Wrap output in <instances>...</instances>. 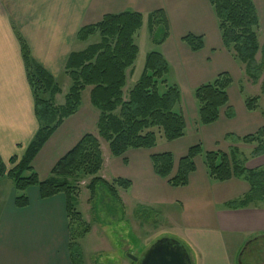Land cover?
<instances>
[{"label": "crops", "instance_id": "obj_1", "mask_svg": "<svg viewBox=\"0 0 264 264\" xmlns=\"http://www.w3.org/2000/svg\"><path fill=\"white\" fill-rule=\"evenodd\" d=\"M252 2L258 24L261 19L264 22V0ZM159 9L166 19L167 34L160 44L152 43L154 50L168 62V75L179 87V107L183 90L192 91L226 72L231 79L226 89L228 109L221 108L215 122L196 125L197 110L191 94L189 130L181 110L185 121L182 137L165 140L162 145L156 141L149 149L129 148L121 156H112L100 141L102 164L95 176L109 184L117 178L129 182L126 189L114 186L117 195L114 201L122 209L112 216L115 226L124 225L126 220L131 227L143 226L146 234L150 233L148 243L158 235L175 238L186 248L192 264H237L238 252L245 241L264 233V199L241 208L227 207L228 202L245 196L249 185L242 178L213 180L201 155L194 158L195 169L188 174L187 184L180 187L158 176L150 160L152 154L170 153L172 176L188 148L200 143L203 151L228 152L234 148L245 167H264V154L251 157L254 144L241 142L243 136L264 128V107L259 109L257 101L254 110H247L245 99H239L241 90L236 92L239 100L235 108L230 99L232 74L237 73L259 92L261 79L256 84L250 83L243 66L223 47L208 0H0V156L6 166L10 157H22L37 130L19 36L35 63L55 81L64 73L68 54L87 46L83 44L85 41L75 39L80 27L95 24L104 15L124 11L140 13L143 25L148 15ZM187 34L202 37L199 50L192 51L182 41ZM255 56L259 61L260 54ZM127 72L132 73V69ZM68 88L59 87L53 96L56 105L64 102ZM58 96H63L60 103L56 102ZM256 96L259 100L260 96ZM96 121V110L81 103L72 115L63 119L31 160L40 180L49 176L55 162L85 133H95ZM66 179L80 188L82 183L87 186L92 176ZM23 193L28 205L15 206L12 180L6 175L0 178V264H73L68 249L64 194L42 199L36 186L28 187ZM87 198L91 201L90 194ZM117 261L131 264L121 256Z\"/></svg>", "mask_w": 264, "mask_h": 264}, {"label": "trees", "instance_id": "obj_2", "mask_svg": "<svg viewBox=\"0 0 264 264\" xmlns=\"http://www.w3.org/2000/svg\"><path fill=\"white\" fill-rule=\"evenodd\" d=\"M214 13L223 47L243 66L244 74L252 84L260 81V93L264 94V43L259 44L257 36L258 17L252 0H208ZM148 29L163 23L167 34L163 10L148 15ZM142 26V15L124 11L107 14L95 24L80 27L75 35L77 41H86L98 34L100 40L87 45L83 50L70 52L64 63V74L71 83L64 95V102L56 105L53 100L59 87L46 71L31 58L27 45L19 36L21 56L25 65L27 81L33 96L34 114L37 130L25 147L20 158L12 156L7 168L0 156V178L8 176L16 191L14 204L17 207L28 205L23 193L28 187L36 186L40 198H48L62 193L65 196V210L68 219L69 256L73 264H82V251L76 240L83 238L89 229L82 215L75 209L73 200L77 196V185L70 184L66 178L92 176L86 186L90 198L97 187H105L113 200L117 195L114 186L128 188L129 182L120 178L110 184L96 177L102 164L100 141L107 144L112 156H121L129 148H152L157 135L171 141L184 135L185 121L179 108L180 90L175 82L169 83L167 75L169 64L163 55L152 50L145 55L141 74L125 98L122 92L126 83L127 69L133 65L138 46L134 42L135 33ZM182 41L192 51L199 50L202 37L187 34ZM260 52L257 62L255 55ZM231 79L226 72L219 73L214 79L193 89L192 97L197 110L196 125L215 122L219 110L227 107L226 89ZM89 88V103L97 112L95 133H85L78 142L62 155L54 164L49 176L40 180L31 167V160L41 149L50 135L60 126L63 119L72 115L80 106L81 92ZM258 96L244 100L247 110H254ZM264 114V109L262 111ZM231 117L230 114H227ZM244 144H254L250 156L264 154V128L241 138ZM236 149L228 152L203 151L197 143L188 148L178 160L175 173L170 176L172 156L168 152L152 154L150 160L154 172L166 178L172 186L187 184L188 174L195 169L194 158L201 155L210 178L225 181L242 178L249 185L248 193L226 205L241 208L264 199V167L247 168L239 158ZM264 233L248 238L237 255V264H264Z\"/></svg>", "mask_w": 264, "mask_h": 264}, {"label": "rangeland", "instance_id": "obj_3", "mask_svg": "<svg viewBox=\"0 0 264 264\" xmlns=\"http://www.w3.org/2000/svg\"><path fill=\"white\" fill-rule=\"evenodd\" d=\"M165 32V28L162 22L153 27L151 33L148 29V22L144 21L142 28L139 29L134 35L135 44L139 48V53L136 56V59L131 66L132 73L127 72L126 83L122 89L123 95L126 98L128 96L129 90L138 80L142 67L144 64L145 54L149 50L156 49L152 43V39L159 40L162 38ZM257 36H259V44L264 43V22L262 19L259 21L257 27ZM100 40L98 34L93 35L87 39L83 44H94ZM260 54V52H257ZM256 53V54H257ZM256 57V56H255ZM260 56H257L258 58ZM256 60V58H255ZM258 61V60H256ZM233 84L230 88V99L232 107L237 106L239 99L250 98L256 95H259L258 108L261 109L264 107V96L260 95V92L257 87L252 85H247L237 73L232 74ZM167 81L169 83L174 82L171 75H167ZM56 84L65 90L70 86V79L67 75L63 73L56 80ZM239 92V99L236 95L237 91ZM193 90H183L182 91V102L180 110L184 111L188 130L190 128V107H189V96L192 94ZM58 93V92H57ZM56 94V93H55ZM191 97V96H190ZM54 100V98H53ZM63 101V96H58L56 102L60 103ZM55 103V100H54ZM63 104V103H62ZM81 104L84 107L92 106L89 103V88H85L81 92ZM164 138L158 134L157 135V144L162 145L164 143ZM102 142V141H101ZM103 147L108 148L107 144L103 142ZM11 165L7 164V168H10ZM86 183L80 184V188H77V197L74 198L73 203L75 209L79 211L82 215V219L86 223L87 228L89 229L88 233L84 235V238L76 240L78 245L82 250V263L84 264H119L117 259L119 256L125 258L126 261L131 264H136V261L132 260L129 256L139 259L142 253L147 249V247L153 243L156 239L160 237H154L151 243L149 242L150 233L146 234V228L143 226L134 225L133 227L129 226L127 220L119 226H115V221L113 220V214L122 211L120 206L112 199L111 195L105 187L99 185L97 187L96 193L91 198V201H88L87 196L90 194L89 190L85 186ZM119 214V213H118ZM105 224V227L102 228V225ZM125 226V227H124ZM163 236V235H162ZM166 236V235H164ZM264 257V256H263ZM246 264H250V260L246 259ZM253 264H258V261ZM260 264V262H259Z\"/></svg>", "mask_w": 264, "mask_h": 264}, {"label": "water", "instance_id": "obj_4", "mask_svg": "<svg viewBox=\"0 0 264 264\" xmlns=\"http://www.w3.org/2000/svg\"><path fill=\"white\" fill-rule=\"evenodd\" d=\"M136 264H192L186 248L175 238L163 236L151 243Z\"/></svg>", "mask_w": 264, "mask_h": 264}]
</instances>
